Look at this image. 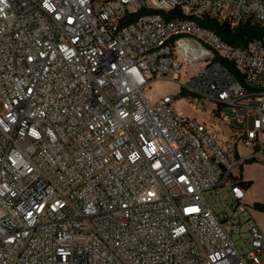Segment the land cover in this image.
Segmentation results:
<instances>
[{
  "label": "built area",
  "instance_id": "1",
  "mask_svg": "<svg viewBox=\"0 0 264 264\" xmlns=\"http://www.w3.org/2000/svg\"><path fill=\"white\" fill-rule=\"evenodd\" d=\"M213 18L264 27V0H0V264H264L227 225L264 161V34Z\"/></svg>",
  "mask_w": 264,
  "mask_h": 264
},
{
  "label": "rangeland",
  "instance_id": "2",
  "mask_svg": "<svg viewBox=\"0 0 264 264\" xmlns=\"http://www.w3.org/2000/svg\"><path fill=\"white\" fill-rule=\"evenodd\" d=\"M191 72V71H189ZM179 90V87L171 82L166 81H154L151 84V87L148 88V95L151 99H157L162 95L169 92H176ZM176 109L179 113L187 115L189 117H194L197 120L207 119L205 114L200 113L198 110L194 109L191 105H184L183 102L178 101L176 103ZM2 111V104L0 101V112ZM225 112L232 116V113L229 109H225ZM242 152L245 150L242 149ZM244 173L251 177L252 184L249 189L246 190L245 193V202H246V210L239 217H237L230 207H227V213L229 216L234 217L232 219L233 225L227 223L229 226V230H231V235L233 239L236 241L239 249L244 250V240L249 239L248 229L250 224L256 223L261 231L264 233V210H258L253 207V204L256 202L264 201V161L257 160L254 163L243 164ZM240 175V168L238 169ZM208 202L211 205H214V199L218 200L223 198V195L220 196H212L209 195V192L205 194ZM217 210H220L221 204H215ZM221 207V208H220ZM221 216H223L221 209Z\"/></svg>",
  "mask_w": 264,
  "mask_h": 264
},
{
  "label": "trees",
  "instance_id": "3",
  "mask_svg": "<svg viewBox=\"0 0 264 264\" xmlns=\"http://www.w3.org/2000/svg\"><path fill=\"white\" fill-rule=\"evenodd\" d=\"M145 12L142 10L139 13ZM125 22V21H124ZM199 24L211 31H213L221 40L235 47H246L247 44L254 38L264 34V27L258 23L251 22L250 20H245L232 25L227 19H204L199 21ZM220 63L227 65L232 69L231 64L228 61L223 60L219 56L215 58ZM236 75V74H235ZM257 162V159L250 157L244 160V164ZM243 167H240V179L239 182L244 190H247L251 184L252 180H244L241 176ZM253 207L258 210H264V201L256 202Z\"/></svg>",
  "mask_w": 264,
  "mask_h": 264
},
{
  "label": "crops",
  "instance_id": "4",
  "mask_svg": "<svg viewBox=\"0 0 264 264\" xmlns=\"http://www.w3.org/2000/svg\"><path fill=\"white\" fill-rule=\"evenodd\" d=\"M243 150H245L244 148H242ZM241 176L244 180H249L251 179V177L247 176L245 173H244V168L242 169V172H241ZM252 180V179H251ZM250 188V187H249ZM248 188V189H249Z\"/></svg>",
  "mask_w": 264,
  "mask_h": 264
}]
</instances>
